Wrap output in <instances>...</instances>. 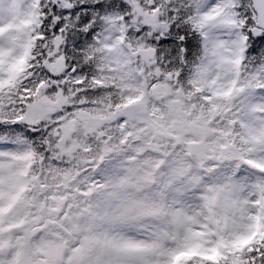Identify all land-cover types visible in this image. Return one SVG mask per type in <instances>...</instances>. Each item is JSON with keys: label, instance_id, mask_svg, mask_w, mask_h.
<instances>
[{"label": "snow or ice", "instance_id": "snow-or-ice-1", "mask_svg": "<svg viewBox=\"0 0 264 264\" xmlns=\"http://www.w3.org/2000/svg\"><path fill=\"white\" fill-rule=\"evenodd\" d=\"M0 264H264V0H0Z\"/></svg>", "mask_w": 264, "mask_h": 264}]
</instances>
